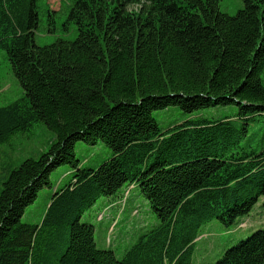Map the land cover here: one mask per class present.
Returning <instances> with one entry per match:
<instances>
[{
  "label": "trees",
  "instance_id": "trees-1",
  "mask_svg": "<svg viewBox=\"0 0 264 264\" xmlns=\"http://www.w3.org/2000/svg\"><path fill=\"white\" fill-rule=\"evenodd\" d=\"M39 0H0V49L23 95L0 107V146L43 123L49 146L17 165L0 163V264H190L206 221L230 225L264 196V148L246 142L264 115V0H70L72 39L37 45ZM235 104L234 116L190 118L162 129L153 110ZM76 141L110 157L79 165ZM72 168L38 224L21 221L50 172ZM136 185L157 217L120 259L99 249L82 213L100 196ZM125 199V198H124ZM214 264H264V227Z\"/></svg>",
  "mask_w": 264,
  "mask_h": 264
},
{
  "label": "rangeland",
  "instance_id": "rangeland-1",
  "mask_svg": "<svg viewBox=\"0 0 264 264\" xmlns=\"http://www.w3.org/2000/svg\"><path fill=\"white\" fill-rule=\"evenodd\" d=\"M70 0H64V6ZM60 0H39V23L34 33L37 45L51 43L56 37L72 39L75 36V25L64 24L66 10L54 14L56 29L49 31L46 6L51 10L59 9ZM242 7L241 0H219V10L234 15ZM264 81V72L261 74ZM23 95L22 87L14 77L6 53L0 49V107L11 103ZM238 112L235 104L218 105L184 112L178 106L170 105L152 111L153 117L162 129H167L194 117L218 119L234 116ZM246 142L255 149L264 148V115L254 116ZM53 139V133L41 122L35 123L28 131L17 133L8 143L0 146V163L17 165L21 160L35 157L45 150ZM74 153L79 165L97 167L110 157V149L101 141L87 144L76 141ZM72 168L62 164L54 168L49 175L50 186L42 187L36 198L23 211L21 221L30 224L40 223L49 198L54 189L68 179ZM113 196H100L87 208L80 217V222L93 225V239L99 249H110L120 259L123 252L135 242L137 237L151 229L158 222L145 198L136 185L124 184ZM125 198V199H124ZM264 227V196H260L250 211L238 217L233 224L224 225L212 218L203 223L199 229L191 251L190 264H214L222 253L240 239L250 235L258 228Z\"/></svg>",
  "mask_w": 264,
  "mask_h": 264
}]
</instances>
